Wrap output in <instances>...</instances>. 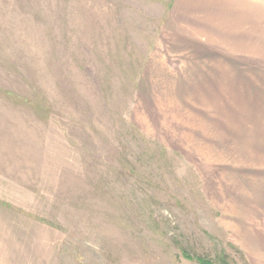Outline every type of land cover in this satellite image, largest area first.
I'll use <instances>...</instances> for the list:
<instances>
[{
	"label": "rangeland",
	"instance_id": "rangeland-1",
	"mask_svg": "<svg viewBox=\"0 0 264 264\" xmlns=\"http://www.w3.org/2000/svg\"><path fill=\"white\" fill-rule=\"evenodd\" d=\"M173 2L0 0V264H254L234 233L264 169L202 135L264 119V44L219 59L260 70L218 106L180 73Z\"/></svg>",
	"mask_w": 264,
	"mask_h": 264
},
{
	"label": "crops",
	"instance_id": "crops-1",
	"mask_svg": "<svg viewBox=\"0 0 264 264\" xmlns=\"http://www.w3.org/2000/svg\"><path fill=\"white\" fill-rule=\"evenodd\" d=\"M165 19L170 23L168 28L177 31L175 33L177 39L183 45L180 53L185 54V59L180 73L201 75L196 79L197 84L203 85L204 90L225 91L221 94L225 99L218 100V106L248 104L249 98L244 96L243 91L249 85V75L258 73L260 69L227 64L225 61L220 64L219 59L232 63L233 53L246 52V48L252 50V45L246 47L243 45L244 42L252 43L253 50L258 51L260 55L261 43L264 44V4L261 10L260 0H174ZM247 26L249 29H246ZM236 41L240 43L237 46L234 45ZM222 51H226L227 55L220 54ZM234 91L243 93L238 94L237 103H235ZM258 104L263 106L264 103L259 101ZM217 118L227 122V130L220 132L221 135H216L207 127L206 131L203 130L202 137L216 136L225 143L223 154L227 156L241 154L244 162L247 161L249 164L251 161L248 165L249 169H264V163L251 160L257 159V154L264 153L263 117L250 118V122L248 118L243 120L244 123L249 122V124L247 123L242 130L240 127L236 129V125L232 124L236 123L235 114L225 113L217 115ZM213 142L211 138L209 143L214 145ZM226 160L225 158V162L228 161ZM243 214L242 221H236L243 231L240 234L234 233V236L237 238V244L246 252L252 263L257 264V259L264 258V228L261 226L264 210L248 206L245 207ZM252 218H260L259 224Z\"/></svg>",
	"mask_w": 264,
	"mask_h": 264
},
{
	"label": "trees",
	"instance_id": "trees-1",
	"mask_svg": "<svg viewBox=\"0 0 264 264\" xmlns=\"http://www.w3.org/2000/svg\"><path fill=\"white\" fill-rule=\"evenodd\" d=\"M188 258H191L188 254L186 255ZM196 259L200 264H213L210 260L202 257V256H196Z\"/></svg>",
	"mask_w": 264,
	"mask_h": 264
}]
</instances>
